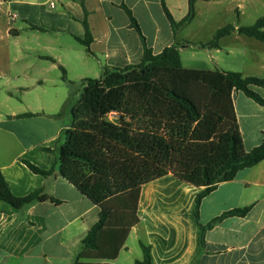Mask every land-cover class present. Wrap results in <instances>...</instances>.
<instances>
[{
	"label": "crops",
	"instance_id": "0c3cea01",
	"mask_svg": "<svg viewBox=\"0 0 264 264\" xmlns=\"http://www.w3.org/2000/svg\"><path fill=\"white\" fill-rule=\"evenodd\" d=\"M53 2L51 8L48 0H0V172L16 197L40 190L59 201H37L16 210L0 200V264H74L82 239L98 221V208L57 171L43 177L31 172L24 161L46 171L53 167L56 153L44 149H55L70 125V108L62 105L64 100L68 103L70 80L97 79L104 68L140 62L141 39L121 6L132 12L146 46L158 54L173 44L207 43L193 38L205 37L209 42L227 24L241 27L253 0H197L193 20L176 35L160 0ZM188 2L164 0L175 22L187 16ZM198 5L215 12L204 13L199 21L203 13ZM223 16L236 21L210 24L215 17L220 24ZM83 22L91 35L90 53L79 42L85 38ZM186 29H192L196 37L184 34ZM195 47L203 52L189 51ZM177 48L185 69L264 78V43L236 31L222 38L218 48ZM49 67L60 71V80H51ZM252 90L264 99V89ZM233 103L243 147L249 152L262 142L264 106L241 92L233 93ZM24 114L33 116L16 118ZM201 190L171 174L144 185L138 206L140 221L127 238L134 236L141 252L134 254L126 240L113 264L142 260L141 244L150 248L151 264H264V160L217 185L202 199L201 225L225 212L249 208L245 217L226 218L208 230L203 248L193 219Z\"/></svg>",
	"mask_w": 264,
	"mask_h": 264
},
{
	"label": "trees",
	"instance_id": "16d2710c",
	"mask_svg": "<svg viewBox=\"0 0 264 264\" xmlns=\"http://www.w3.org/2000/svg\"><path fill=\"white\" fill-rule=\"evenodd\" d=\"M196 1L189 0L187 16L175 22L160 0L174 35L193 20ZM121 8L141 39L140 62L104 68L99 78L83 79L79 98L70 108L69 127L62 131L55 149H44L56 153L53 167L46 171L24 161L31 172L43 177L57 171L98 208V221L82 239L74 264H113L131 229L139 224L141 188L168 174L202 189L195 199L193 219L203 248L208 230L226 218L245 217L249 208L225 212L201 225L202 199L217 185L264 160V132L260 145L246 152L233 103V93L241 92L264 106V99L252 90L264 89V78L185 69L177 48H218L219 41L235 31L264 43V17L251 26L227 24L207 43L173 44L153 54L132 12ZM83 26L85 38L79 42L90 53L91 35L86 22ZM61 72L65 78L62 68ZM0 200L16 210L37 201L59 203L40 190L14 196L1 172ZM141 249L143 258L135 264H151L150 248L141 244Z\"/></svg>",
	"mask_w": 264,
	"mask_h": 264
},
{
	"label": "rangeland",
	"instance_id": "374dc122",
	"mask_svg": "<svg viewBox=\"0 0 264 264\" xmlns=\"http://www.w3.org/2000/svg\"><path fill=\"white\" fill-rule=\"evenodd\" d=\"M260 1H262L263 3L261 4ZM227 4H229V2H227ZM225 5H226V2H225ZM208 8V7H207ZM204 5H198V10L199 12L203 13L202 15H200V19H198L199 21L202 20L201 16H205L204 13L206 14V12H209V13H214L215 10L214 9H207ZM208 15V14H206ZM264 17V0H253V3L252 5L249 7V9L246 10L245 12V15H244V18L241 20V24L242 26H251L254 24V21L256 19H260ZM219 17H215L211 22L210 24H212L213 26H216V25H222L224 23H227V22H230V21H236L234 17H231V16H223L220 20V24H217L218 23V19ZM197 21V22H199ZM20 24V22H19ZM216 24V25H215ZM184 34H188L189 37H196V35L194 34L193 30L192 29H186L184 31ZM195 40H199L201 42H208V41H205L203 39H205V37L201 38V37H198V38H193ZM189 51H194L198 54V52H203L201 49L199 48H190ZM188 55L190 54L189 52L187 53ZM185 56L186 55H183L184 59H185ZM193 62H195V64H197V60H194L193 59ZM50 66V65H48ZM50 68V67H49ZM49 70H51V72L48 74L49 77H51V80H60V71H58V69H55V68H50ZM94 76H91V79H96V78H92ZM99 78V77H98ZM72 83L68 84V93L69 95L67 96V99L68 100V103H66V101L64 100L63 101V106H64V109L67 107V108H71L72 105H74L78 98H79V95L81 93V90H82V80H70ZM62 115V114H61ZM127 246L130 248V250L135 254V253H138L140 254L141 250H140V247L138 245V242L137 240H135L134 236H131L128 240H127ZM132 253V254H133ZM122 256H125V254H122ZM122 258V257H121Z\"/></svg>",
	"mask_w": 264,
	"mask_h": 264
},
{
	"label": "built area",
	"instance_id": "2783aa9c",
	"mask_svg": "<svg viewBox=\"0 0 264 264\" xmlns=\"http://www.w3.org/2000/svg\"><path fill=\"white\" fill-rule=\"evenodd\" d=\"M48 2H49L50 7L53 8V7H54V2H53V0H48Z\"/></svg>",
	"mask_w": 264,
	"mask_h": 264
}]
</instances>
